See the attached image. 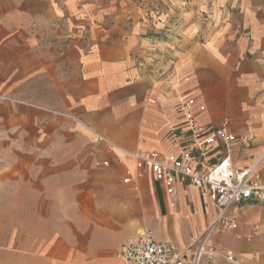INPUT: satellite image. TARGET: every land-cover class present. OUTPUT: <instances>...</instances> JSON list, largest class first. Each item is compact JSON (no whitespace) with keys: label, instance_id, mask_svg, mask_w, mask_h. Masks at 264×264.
Listing matches in <instances>:
<instances>
[{"label":"crops","instance_id":"0c3cea01","mask_svg":"<svg viewBox=\"0 0 264 264\" xmlns=\"http://www.w3.org/2000/svg\"><path fill=\"white\" fill-rule=\"evenodd\" d=\"M187 97L201 123L252 137L231 154L250 166L264 149V0H0V190L40 239L26 252L125 264L120 246L144 229L197 245L218 213L206 193L123 182L131 152L185 144L171 132ZM259 172L264 186V160ZM230 213L239 228L211 235L221 250L201 264H264V200Z\"/></svg>","mask_w":264,"mask_h":264},{"label":"built area","instance_id":"2783aa9c","mask_svg":"<svg viewBox=\"0 0 264 264\" xmlns=\"http://www.w3.org/2000/svg\"><path fill=\"white\" fill-rule=\"evenodd\" d=\"M194 106L192 97L182 101L179 107L182 124L171 132L174 145L181 144L184 137L185 144L180 150L169 154L158 150L131 152L136 171L127 170L123 182L138 190L137 180L149 174L172 198L178 195L177 183H192L212 199L218 213L199 237L197 245L194 242L178 248L167 240L157 239L153 230L144 229L120 246L118 256L125 264H201L205 257L212 260L221 246L208 245L210 236L239 228L237 217L230 210L235 213L241 203L264 200L259 172L264 149L250 166L234 167L231 160L233 147L240 139L246 142L252 137H238L230 131L228 121L217 128L201 123ZM98 141L108 144L111 149L116 148L103 135H98ZM227 258L233 261L230 255Z\"/></svg>","mask_w":264,"mask_h":264},{"label":"rangeland","instance_id":"374dc122","mask_svg":"<svg viewBox=\"0 0 264 264\" xmlns=\"http://www.w3.org/2000/svg\"><path fill=\"white\" fill-rule=\"evenodd\" d=\"M155 17L151 16V19ZM17 201L9 190H0V264H41V254L27 253L40 239L26 237L27 208L12 205Z\"/></svg>","mask_w":264,"mask_h":264}]
</instances>
